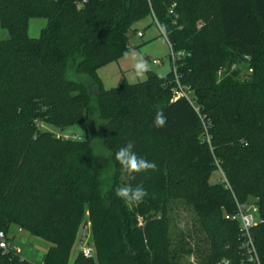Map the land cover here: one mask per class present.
Here are the masks:
<instances>
[{
	"label": "trees",
	"instance_id": "16d2710c",
	"mask_svg": "<svg viewBox=\"0 0 264 264\" xmlns=\"http://www.w3.org/2000/svg\"><path fill=\"white\" fill-rule=\"evenodd\" d=\"M82 1L0 0V232L17 225L50 243L40 264H69L88 213L95 257L73 264H181L193 253L199 264H240V224L226 216L254 202L264 264V0ZM148 17L184 53L177 74L148 71L105 90L97 71L124 57ZM35 18L47 20L36 39ZM177 82L192 102L173 100ZM158 109L168 117L160 130ZM44 125L86 133L64 138ZM129 141L157 171L121 172L115 153ZM125 179L149 195L126 204L115 195ZM174 201L198 217L193 246L170 237ZM0 264L33 263L0 248Z\"/></svg>",
	"mask_w": 264,
	"mask_h": 264
},
{
	"label": "rangeland",
	"instance_id": "374dc122",
	"mask_svg": "<svg viewBox=\"0 0 264 264\" xmlns=\"http://www.w3.org/2000/svg\"><path fill=\"white\" fill-rule=\"evenodd\" d=\"M152 17L137 23L133 30L129 33V46L135 51L137 57H143L148 65L149 70L159 76H164L171 71L170 47L166 39L160 33V30L154 24ZM47 26V20L41 18L31 19L29 21L27 34L30 38H39L41 31ZM141 32L142 37H138L137 33ZM8 32L0 27V39L8 38ZM159 61L160 64H154ZM133 59L131 57H122L97 71V75L105 90L119 87L123 83L136 84L145 82L148 79V71L144 77L134 78L133 76ZM243 66V65H242ZM220 77V75H219ZM44 130L51 131L57 136L72 139L84 138L86 128L80 125L69 127L64 131H60L50 125H44ZM105 163V162H103ZM220 175H214L213 182L219 179ZM128 184V179H125ZM170 215V237L177 242L185 238L187 243L192 246L203 238L198 223V217L191 207L184 201H174L169 207ZM85 219L89 221L88 213H85ZM139 225L142 224L140 216H138ZM90 245L94 247L92 232H89ZM10 248L17 251L21 258L33 263L40 264L50 248V243L33 236L28 231L22 230L17 225H11L6 235ZM78 237L75 241L69 264H73L78 254ZM181 264H199L198 257L195 253L184 255L181 258Z\"/></svg>",
	"mask_w": 264,
	"mask_h": 264
},
{
	"label": "built area",
	"instance_id": "2783aa9c",
	"mask_svg": "<svg viewBox=\"0 0 264 264\" xmlns=\"http://www.w3.org/2000/svg\"><path fill=\"white\" fill-rule=\"evenodd\" d=\"M86 1L87 0H83L81 6ZM173 7L174 5L172 6V9ZM170 13L172 14L173 11L171 10ZM155 24L158 26L156 21ZM159 29L162 34L163 32L160 27ZM137 35L138 37L143 36L141 32L137 33ZM168 45L170 47L169 57L171 62V69L173 73L176 75L177 74L176 62L184 56V53H176L173 51L169 43ZM153 63L160 64L159 61H154ZM181 98L187 99L188 101L192 102L191 93L177 82V86L173 90V100H178ZM220 175L223 178V181L226 182L225 176L222 171H220ZM227 188H229L228 185ZM226 218L232 221H236L240 224V249L242 251V260L240 264H263L258 255L251 233L252 229L262 222L258 206L254 202L248 204L237 203V212L234 215L226 216ZM90 231H91L90 223L86 222L80 227L77 236L78 253H81L85 258L88 259H92L95 257L94 247L91 246L89 242ZM0 248L3 249L4 251H8L9 249H11L6 235L2 232H0Z\"/></svg>",
	"mask_w": 264,
	"mask_h": 264
},
{
	"label": "clouds",
	"instance_id": "9594fccd",
	"mask_svg": "<svg viewBox=\"0 0 264 264\" xmlns=\"http://www.w3.org/2000/svg\"><path fill=\"white\" fill-rule=\"evenodd\" d=\"M123 55L131 57L133 63V76L138 79L144 77L149 70V65L143 57H137L134 50H126ZM168 125V117L163 109H158L152 121V126L157 129H164ZM134 142L129 141L125 146L120 147L115 153V160L120 165L122 173L132 176L133 174H148L155 172L158 165L154 161H149L146 158L136 154ZM115 195L122 199L126 204L140 203L149 195L148 191L140 184L132 186L125 184L115 188Z\"/></svg>",
	"mask_w": 264,
	"mask_h": 264
},
{
	"label": "crops",
	"instance_id": "0c3cea01",
	"mask_svg": "<svg viewBox=\"0 0 264 264\" xmlns=\"http://www.w3.org/2000/svg\"><path fill=\"white\" fill-rule=\"evenodd\" d=\"M153 21H154V19H152ZM154 24H155V21H154ZM157 26V25H156ZM158 27V26H157ZM158 29H159V27H158ZM160 30V29H159ZM139 33V32H138ZM161 33V32H160Z\"/></svg>",
	"mask_w": 264,
	"mask_h": 264
}]
</instances>
